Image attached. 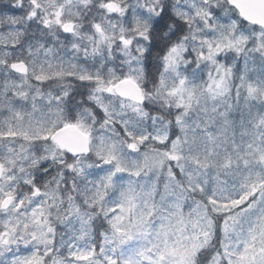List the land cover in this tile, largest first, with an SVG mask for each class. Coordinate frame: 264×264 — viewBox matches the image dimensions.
<instances>
[{
	"label": "snow or ice",
	"instance_id": "6c2138e0",
	"mask_svg": "<svg viewBox=\"0 0 264 264\" xmlns=\"http://www.w3.org/2000/svg\"><path fill=\"white\" fill-rule=\"evenodd\" d=\"M0 264H264V0H0Z\"/></svg>",
	"mask_w": 264,
	"mask_h": 264
}]
</instances>
